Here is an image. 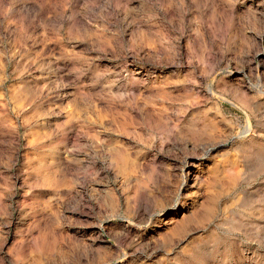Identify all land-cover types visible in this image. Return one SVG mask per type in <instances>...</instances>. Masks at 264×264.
I'll list each match as a JSON object with an SVG mask.
<instances>
[{
	"label": "rangeland",
	"instance_id": "obj_1",
	"mask_svg": "<svg viewBox=\"0 0 264 264\" xmlns=\"http://www.w3.org/2000/svg\"><path fill=\"white\" fill-rule=\"evenodd\" d=\"M0 264H264V0H0Z\"/></svg>",
	"mask_w": 264,
	"mask_h": 264
}]
</instances>
